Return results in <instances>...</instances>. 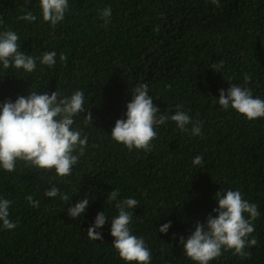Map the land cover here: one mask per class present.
<instances>
[{"label":"trees","instance_id":"1","mask_svg":"<svg viewBox=\"0 0 264 264\" xmlns=\"http://www.w3.org/2000/svg\"><path fill=\"white\" fill-rule=\"evenodd\" d=\"M105 7L112 9L107 23L100 15ZM27 11L37 19H19ZM0 21V31H15L19 50L36 60L32 73L0 64V109L6 99L15 102L29 92L57 90L71 97L81 90L85 112L74 117L72 130L87 136L83 154L73 153L78 162L70 175L21 160L12 172L0 166V199L13 202L9 219L17 225L8 230L0 222V264H138L119 256L110 234L116 203L127 198L139 201L128 210L129 227L144 238L150 264H198L179 238L186 240L197 221L206 224L209 214L217 215L212 209L221 189L239 190L258 205L249 237L258 244L246 247L251 255L244 258L222 249L209 264H264V117L248 120L218 103L219 90L231 83L264 99V0H220L219 7L211 0H68L55 27L43 20L39 0H0ZM51 51L55 65L41 64ZM219 61L220 73L213 69ZM140 84L148 85L161 114L171 117L179 105L202 122V134L183 132L169 118L154 125L150 151H129L115 141L111 131L117 119H126ZM87 109L92 124L85 123ZM197 155L202 166L192 163ZM52 185L70 201L46 197ZM116 189L117 199L109 201ZM83 198L89 206L72 219L67 208ZM102 211L108 217L99 230L103 239H90L87 229ZM169 220L167 234L159 232Z\"/></svg>","mask_w":264,"mask_h":264},{"label":"clouds","instance_id":"2","mask_svg":"<svg viewBox=\"0 0 264 264\" xmlns=\"http://www.w3.org/2000/svg\"><path fill=\"white\" fill-rule=\"evenodd\" d=\"M219 7L220 0H211ZM27 3V0H26ZM43 20L55 27L65 18L68 10V0H39ZM101 17L108 22L112 15L111 7H105ZM19 19L29 22L37 19L33 12L27 11ZM2 23V21H0ZM19 37L15 31H0V64L4 69H23L32 73L36 69V60L31 55H26L19 50ZM55 51L45 52L40 60L43 65L53 66L56 63ZM60 60H66L61 54ZM223 61L213 66L219 72L223 68ZM228 80V79H227ZM245 82H250L251 77L244 75ZM132 99L127 103L126 119H117L111 131L112 138L125 145L129 151L136 149L151 150V141L157 136L154 125L164 124L169 118L183 132L192 135H201V121H193L192 117L177 106L175 114L168 117L160 113L158 106L154 105L153 97L149 95L147 84H140L132 90ZM218 103L222 109L231 107L243 114L248 120L264 117V99L254 97L252 90L231 83L227 90L220 89ZM85 112L84 93L77 90L71 97H61L56 90L47 92H29L27 96H19L13 102L6 99L0 109V166L8 172L15 170L17 160L25 161L41 169H55L59 176H67L72 172V167L78 162V156L83 154L87 144V136L81 138V132L72 130L74 117ZM93 117L89 109L85 123L92 124ZM192 124L191 129L187 125ZM193 165H203V157L197 155L192 161ZM70 201L68 194L61 192L52 185L46 192V197H57ZM119 189L111 191L108 200L115 201ZM32 206L38 207L37 201L31 196L27 197ZM217 207L212 212L217 215H208L206 224L199 221L194 225V230L185 238L181 236L179 242L183 245L187 257L198 264H209L221 256L222 249L234 250V255L241 258L250 256L246 247L256 246L258 240L250 237L255 231L253 221L260 213L258 205L249 203L242 198L239 190H224L215 193ZM13 202L0 199V222L5 229H14L17 225L9 219V209ZM90 200L80 199L75 205L67 208L68 215L72 218L81 217L89 206ZM139 206V201L127 198L118 203L117 217L111 220L110 234L114 237L113 246L118 250L119 256L125 261H136L138 264H150L151 253L146 247L143 237L131 234L130 222L133 212L128 211ZM247 213L246 217L244 214ZM108 217L105 212H98L94 223L87 229V235L93 240H102L100 229L105 225ZM172 221L159 227V232L167 234ZM175 236V234H174Z\"/></svg>","mask_w":264,"mask_h":264}]
</instances>
